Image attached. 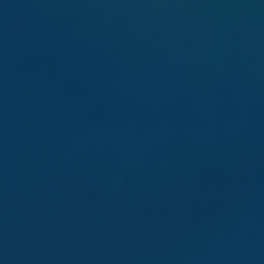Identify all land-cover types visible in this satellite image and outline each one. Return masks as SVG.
I'll use <instances>...</instances> for the list:
<instances>
[{
  "label": "water",
  "instance_id": "water-1",
  "mask_svg": "<svg viewBox=\"0 0 264 264\" xmlns=\"http://www.w3.org/2000/svg\"><path fill=\"white\" fill-rule=\"evenodd\" d=\"M0 264H264V0H0Z\"/></svg>",
  "mask_w": 264,
  "mask_h": 264
}]
</instances>
